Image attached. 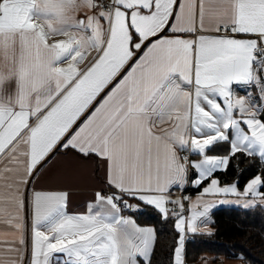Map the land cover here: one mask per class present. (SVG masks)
Returning a JSON list of instances; mask_svg holds the SVG:
<instances>
[{
    "label": "snow or ice",
    "instance_id": "snow-or-ice-1",
    "mask_svg": "<svg viewBox=\"0 0 264 264\" xmlns=\"http://www.w3.org/2000/svg\"><path fill=\"white\" fill-rule=\"evenodd\" d=\"M251 87L264 101V0H0V223L21 229L28 192L32 213L30 248L23 237V249L8 244L7 264H25L24 252L29 264H142L155 232L122 214L138 210L125 196L165 219L179 208L173 264H185L184 234L207 216L205 197L264 205V172L242 191L213 178L237 153L264 165V103ZM220 143L228 154L209 155ZM65 149L105 163L109 190L84 213L67 212V191L31 188ZM189 167L193 187L210 182L185 217L169 196Z\"/></svg>",
    "mask_w": 264,
    "mask_h": 264
},
{
    "label": "trees",
    "instance_id": "trees-1",
    "mask_svg": "<svg viewBox=\"0 0 264 264\" xmlns=\"http://www.w3.org/2000/svg\"><path fill=\"white\" fill-rule=\"evenodd\" d=\"M227 143L215 146L210 154H228ZM264 172V165L257 157L237 153L227 170L217 171L213 177L223 184L237 182L243 188L258 173ZM193 177V171L191 173ZM188 187L185 193L194 195L202 187ZM132 213V212H131ZM137 221L156 228V242L149 264H173L174 249L178 246L180 233L175 227L177 217L169 214L165 219L153 206L141 203L140 209L133 212ZM212 231L197 233L187 244V262H197L210 254L216 261L241 259L244 264H264V206L254 208L241 206L219 207L212 213Z\"/></svg>",
    "mask_w": 264,
    "mask_h": 264
},
{
    "label": "crops",
    "instance_id": "crops-1",
    "mask_svg": "<svg viewBox=\"0 0 264 264\" xmlns=\"http://www.w3.org/2000/svg\"><path fill=\"white\" fill-rule=\"evenodd\" d=\"M205 27L206 29L209 30L204 33L205 35H216L215 32L211 31V29L214 28L213 21L206 20ZM169 35H172V34L169 33ZM90 59L91 57H89V60ZM109 87H111V85H109ZM107 91L108 89L106 88L104 92H102L100 96L97 97V101H95L93 105L84 113V115L80 117L82 119V120L81 119L79 120L80 122L83 121L84 118L93 110V108L96 106V103L99 102L100 98ZM237 91L239 95L241 96L245 95L244 88H238ZM79 121L77 122V124H80ZM74 128H75V125H74ZM180 154L182 156L188 155L189 159L192 161H198L200 159V157L196 155L195 153L189 154V153L182 152ZM209 155L224 156L227 154H214V153L210 154L209 153ZM192 171H193V177H191ZM18 174L23 175L22 166ZM33 175L35 176V179L32 180L30 184H31V188L36 191H42V192L67 191L68 192L69 198H68L67 212L69 214H79V213L86 212L87 205L93 201L96 191L100 190L102 187L106 191L109 190V186L106 185V180H105L106 167H105L104 161L100 160L99 158H95V157L90 160L78 159L74 151H70L67 149L59 151L55 155V158L52 159L51 162L46 167L41 169L38 174L34 173ZM197 176H198V173L196 169L189 167L188 174H187L188 183L184 186L183 189H177L174 187L169 196L170 200H180L184 203V205L186 206V211L183 213V215L185 217H187L190 214L189 213L190 204L196 200L197 195L201 192L200 191L194 195H189L185 193V190L188 187H193L192 181ZM213 178H216L219 180V178L217 177H213ZM208 183H206L203 187L207 186ZM233 183L237 184V182H233ZM233 183L223 184L220 181L221 186H227ZM243 188L239 187L241 191L243 190ZM179 193H183L184 194L183 197L179 196ZM28 196H29V200H28L29 201V222L27 218V204H26L25 208L20 211L21 223L23 225L20 230H16L15 228L10 227L7 224L0 223V264H7V261L10 259L9 255L6 252V247L8 244L15 243L16 247H19L22 249L25 247V246L19 245L18 243L21 237L25 239L26 245L30 248L31 235H32V231H31L32 213H31V202H30L31 193L30 192H28ZM185 196H187L188 199H184ZM124 199L129 201L131 205L137 206L138 210L140 209L141 203H143L129 196H125ZM204 199L212 206L209 208L207 216L202 218L201 222H199L198 231L196 233H191V232L186 231L184 234L185 264H244V262L241 259H236V260L222 259L220 261H216L214 259V256L210 254L206 255L204 258L200 259L197 262H192V263L187 262L186 251H187L188 242L192 239L193 235L197 233H206V232L212 231V223H213L212 213L215 209L219 207H233V206L243 207L242 203L240 204L235 203L236 197H232V196L227 197L229 202L224 203V204L219 203V201L221 199H224V197L213 196V197H205ZM172 205L173 204L168 205L170 209V213H171ZM173 206H176V205H173ZM197 210L199 211L200 209H197ZM133 212L132 213L123 212L122 214L134 219L139 226L152 228L155 232V237H157L156 228L153 225L140 224L137 221L136 216L133 214ZM155 242H156V238L154 241V246H155ZM153 250H154V247L150 253V257L146 261H142V264H149L152 254H153ZM23 256H24L25 264H29L30 253L24 252Z\"/></svg>",
    "mask_w": 264,
    "mask_h": 264
},
{
    "label": "rangeland",
    "instance_id": "rangeland-1",
    "mask_svg": "<svg viewBox=\"0 0 264 264\" xmlns=\"http://www.w3.org/2000/svg\"><path fill=\"white\" fill-rule=\"evenodd\" d=\"M248 91H250L251 92V95H252V97L255 99V100H257V101H260V92H259V89H258V87H251L250 89H248ZM260 102H262V103H264V101H260ZM81 119V118H80ZM79 121V120H78ZM77 121V122H78ZM205 182V181H204ZM203 182V183H204ZM202 185V184H201Z\"/></svg>",
    "mask_w": 264,
    "mask_h": 264
},
{
    "label": "built area",
    "instance_id": "built-area-1",
    "mask_svg": "<svg viewBox=\"0 0 264 264\" xmlns=\"http://www.w3.org/2000/svg\"><path fill=\"white\" fill-rule=\"evenodd\" d=\"M183 195H184L183 193H179V196L183 197ZM128 203L130 204L129 201H128ZM171 210H174L175 212H179V211H180L179 208H178L177 206H173V205H172ZM185 211H186V206L184 205V212H185ZM123 212L131 213V212H133V211H129V209L125 207ZM171 214H172V211H171Z\"/></svg>",
    "mask_w": 264,
    "mask_h": 264
},
{
    "label": "water",
    "instance_id": "water-1",
    "mask_svg": "<svg viewBox=\"0 0 264 264\" xmlns=\"http://www.w3.org/2000/svg\"><path fill=\"white\" fill-rule=\"evenodd\" d=\"M84 118V117H83ZM82 120V119H81ZM80 122V121H79ZM27 204V218L29 222V201L26 203Z\"/></svg>",
    "mask_w": 264,
    "mask_h": 264
}]
</instances>
